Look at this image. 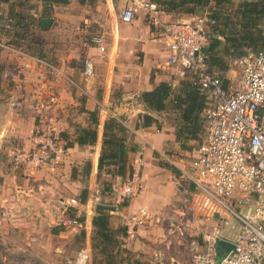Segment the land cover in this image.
<instances>
[{
  "label": "crops",
  "instance_id": "crops-1",
  "mask_svg": "<svg viewBox=\"0 0 264 264\" xmlns=\"http://www.w3.org/2000/svg\"><path fill=\"white\" fill-rule=\"evenodd\" d=\"M244 1L255 0H210L201 6H181L179 2L170 6L169 1L160 0L159 15L164 23L191 22L207 13L215 15L218 25L207 29L204 47L207 50L214 40L220 45L212 54L214 64L209 58L206 68L226 83L236 82V58L225 37L240 30ZM122 8V1H113L112 5L111 0H0V41L21 52L0 47V245L7 248L3 255L7 261L43 257L55 264L56 259L65 258L67 264L71 251L63 240L82 228L86 233L85 247L91 249L95 198L100 199L98 204L114 207L105 186L124 181L105 172L98 178L104 126L109 117L124 119L127 146L136 148L129 154L128 164L143 183L142 192L126 204L124 212L146 209L152 216L133 236L125 233L119 237L120 246L114 251L115 255L121 252L124 264H148V254L158 242L153 235L160 229H170V225L176 227L171 231L180 230L184 223L201 233L206 230L199 240L202 247L214 232L231 243L237 237L238 225L230 219L218 223L190 216L185 199L192 187L180 180L177 167L165 161L170 155L178 158V167H189L188 154L206 135L204 110L210 95L204 92V132L198 140H179L177 131L183 125L182 113L187 106L184 91L171 92L165 111L159 113L142 100L144 93L161 84L169 85L176 78L178 68L168 65L164 33L148 24L142 13H137L131 24H123L118 18ZM260 26L264 27V20ZM95 37H101L103 42L95 44ZM249 52L253 51L248 49L244 55ZM37 58L49 61L59 72L46 69ZM85 58L92 59L95 65L91 78L83 75ZM181 83L183 89L190 84L189 78ZM179 93L182 101L177 106L171 101ZM93 113L99 119L96 144L81 145V131L95 128ZM145 115L152 117L154 124L137 128L139 118ZM43 133L58 139L57 163L30 170L18 163L15 152L30 151L34 137ZM88 164L89 174L85 173ZM84 190L88 191V199L80 210L90 214L76 219L75 209L67 211L62 202L79 200ZM108 211L110 228L114 232L124 230L116 209Z\"/></svg>",
  "mask_w": 264,
  "mask_h": 264
},
{
  "label": "built area",
  "instance_id": "built-area-1",
  "mask_svg": "<svg viewBox=\"0 0 264 264\" xmlns=\"http://www.w3.org/2000/svg\"><path fill=\"white\" fill-rule=\"evenodd\" d=\"M111 1L112 5L113 1L124 3L118 16L123 24H131L137 13H142L148 24L163 31L169 49L168 65L178 68L176 78L168 83L172 93L179 92L181 81L189 78L193 87L210 95L204 110L206 135L188 154L189 167L180 168L169 157L165 160L177 167L180 180L192 187L185 199L189 210L218 223L230 219L238 225V233L232 242L234 249L220 263L216 261L214 242L217 238L228 240L219 232L212 233L204 249L195 251L194 264H264V52H249L237 58L234 61L237 81L226 83L206 69L203 49L207 29L218 25L211 13L191 22L164 23L158 4L151 0ZM112 7L115 11L116 7ZM93 42L100 45L103 39L95 37ZM0 47L21 53L2 41ZM100 49L105 51L104 46ZM35 60L46 69L59 72L49 61ZM94 72L93 60L85 58L83 75L91 78ZM116 118L125 125V121ZM58 147V139L53 134L43 133L34 137L30 151L18 149L15 155L18 163L37 171L48 163H57ZM142 190V179L137 172L111 188L110 197L128 236H133L152 219L146 209L124 212L126 204ZM98 202L100 199L95 198L94 203ZM62 204L67 211L75 209L76 219L90 214L88 210H80L77 198L64 200ZM92 261L91 249L84 247L67 264H92Z\"/></svg>",
  "mask_w": 264,
  "mask_h": 264
},
{
  "label": "trees",
  "instance_id": "trees-1",
  "mask_svg": "<svg viewBox=\"0 0 264 264\" xmlns=\"http://www.w3.org/2000/svg\"><path fill=\"white\" fill-rule=\"evenodd\" d=\"M170 2V6L175 2H179L181 6L193 4L201 6L207 4L210 0H166ZM217 3H231L232 0H216ZM161 6L160 0L153 1ZM163 5V4H162ZM241 27L236 32H231L227 35L226 41L231 44L233 54L232 57L239 58L244 56L246 50L251 49L253 52H264V27L260 26V21L264 20V0L244 1L240 10ZM217 21V17L212 15ZM217 27V26H216ZM215 28V27H214ZM220 43L214 40L209 47H204L206 63L214 64L212 54ZM209 52V53H208ZM235 59V60H236ZM213 60V62H212ZM207 69V68H206ZM208 70V69H207ZM209 71V70H208ZM210 73H213L209 71ZM187 106L183 109L182 122L183 125L177 131V138L182 141L198 140L199 135L204 132V127L201 122V114L205 108L206 94L191 84L185 85L183 89ZM180 91V92H181ZM171 95L170 87L167 84H161L155 90L144 93L142 100L145 105L154 112H163L167 107ZM182 101L181 93H179L171 102L179 106ZM94 129L82 130L79 136V144L95 145L97 141V128L99 119L97 113L92 114ZM122 119V118H121ZM124 121V119H122ZM154 119L148 115L139 118L137 128L141 126L149 127L154 124ZM127 127L116 117H109L104 126L103 145L98 165V178H101L102 173L110 174L113 178H121L122 180L130 177L134 170L129 166V154L135 152V147L127 146ZM66 136V135H65ZM184 139V140H183ZM91 165L88 164L85 173L89 174ZM108 197L111 195V184L105 186ZM106 195V196H107ZM88 191H82L80 203L83 205L87 202ZM114 204V201L112 200ZM84 220L81 219V222ZM110 212L104 208H98L96 215L92 220L93 234L91 238V249L93 253L94 264H124L121 252L118 251L115 255V249L120 246L119 237L125 236L124 230L114 232L110 228ZM117 256V257H116Z\"/></svg>",
  "mask_w": 264,
  "mask_h": 264
},
{
  "label": "rangeland",
  "instance_id": "rangeland-1",
  "mask_svg": "<svg viewBox=\"0 0 264 264\" xmlns=\"http://www.w3.org/2000/svg\"><path fill=\"white\" fill-rule=\"evenodd\" d=\"M169 158L173 159L175 162L178 160V158L170 155ZM190 212L192 213V215H190L191 217L201 220L194 212ZM172 229H176V227L170 225V229H160L153 235L158 242H156L157 246L148 254V264H194L193 255L195 251H202L206 245V242L203 243V247L199 245V240L203 239V233H206V230L201 233L198 229L185 223L180 227V230L171 231ZM85 237L86 233L82 228L80 231L72 233L71 235H68L67 238H64L63 241L66 246L65 248L71 251L69 255L67 254L69 259H71L80 249L85 247ZM2 240L3 237L0 235V244ZM6 250L7 248L5 246L0 245V261H5L6 264H54V261L43 257L28 258V260L26 258H14L11 261H7V259L3 258ZM15 255L18 256L17 254ZM55 262V264H65V258H61L60 260L56 259ZM92 264L94 263L92 262Z\"/></svg>",
  "mask_w": 264,
  "mask_h": 264
},
{
  "label": "water",
  "instance_id": "water-1",
  "mask_svg": "<svg viewBox=\"0 0 264 264\" xmlns=\"http://www.w3.org/2000/svg\"><path fill=\"white\" fill-rule=\"evenodd\" d=\"M96 204H97V207H96L97 209L104 208L107 210H115L114 207L105 206V205H101L98 203ZM214 248H215V254H216V261L220 263L221 260L234 249V245L233 243L229 241L217 238L214 242Z\"/></svg>",
  "mask_w": 264,
  "mask_h": 264
}]
</instances>
